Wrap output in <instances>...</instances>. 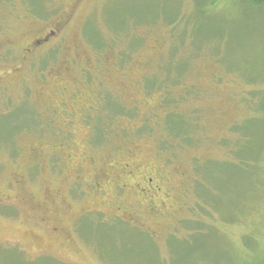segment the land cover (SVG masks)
I'll return each instance as SVG.
<instances>
[{"label":"rangeland","instance_id":"rangeland-1","mask_svg":"<svg viewBox=\"0 0 264 264\" xmlns=\"http://www.w3.org/2000/svg\"><path fill=\"white\" fill-rule=\"evenodd\" d=\"M263 262L264 0H0V264Z\"/></svg>","mask_w":264,"mask_h":264},{"label":"trees","instance_id":"trees-1","mask_svg":"<svg viewBox=\"0 0 264 264\" xmlns=\"http://www.w3.org/2000/svg\"><path fill=\"white\" fill-rule=\"evenodd\" d=\"M249 1L250 2H254V3H257V2H260L261 0H249ZM28 5L31 6V7L34 6V4H32V3H29ZM33 9H34V7H33ZM173 21H174V19L172 21H169V23H172ZM185 68H186V63H184V68H183V70L181 72V76H182V73H183V71H184ZM109 101H110L109 98H107L102 103L101 109H102V106H104L105 108L99 111V114L97 115V118H96L97 119V122H95V124L93 126V129L94 130H98L101 127H103L106 130L107 129V126H106L107 119H109L110 117H115L114 119L117 118L116 117V114L118 115L119 112L117 113V111H115V113H114L113 111L111 112L112 108H109V110L107 108V106H109ZM173 101H174V99L172 97L169 98V95H167L166 97L164 96V98L162 100V102L164 103V105L166 107L170 106ZM111 102L113 103V101H111ZM114 105H116V104H114ZM177 115H176V113H171V112H168L165 115V118H164V121L163 122H165L166 129L168 131H167V134L165 133V136L163 134V137H162L163 139L166 138V137H169L170 135H173V136H175V135H183V136H186V132H187V130L190 129V127H189V125L186 123V121L183 118H181L180 116H177ZM172 118H173V120H170L169 121V119H172ZM16 120L17 119H15L14 122H13V124H14V127L13 128H15V126H16ZM26 124H28V123H26ZM20 127H22V126H20ZM19 128L15 129L12 132V134L15 131H17ZM164 142L167 143V144L169 143V142H166L165 140H164ZM9 143H11V142H9ZM262 264H264V262Z\"/></svg>","mask_w":264,"mask_h":264}]
</instances>
